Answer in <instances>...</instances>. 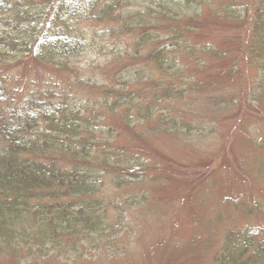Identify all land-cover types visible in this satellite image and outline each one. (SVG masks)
<instances>
[{"label": "trees", "instance_id": "obj_1", "mask_svg": "<svg viewBox=\"0 0 264 264\" xmlns=\"http://www.w3.org/2000/svg\"><path fill=\"white\" fill-rule=\"evenodd\" d=\"M206 18L241 29L232 63L244 57L256 88L240 101L260 111L264 0H0V259L72 264L87 250L113 255L108 208L98 200L104 180L125 189L147 179L150 165L120 144L111 117L133 132L154 119L165 132L188 131L178 114L157 108L199 91L194 69L228 57L195 42ZM97 48L103 53L89 60ZM14 69L25 75L23 90L11 86ZM252 143L264 157V136ZM212 264H264V225L229 231Z\"/></svg>", "mask_w": 264, "mask_h": 264}, {"label": "rangeland", "instance_id": "obj_2", "mask_svg": "<svg viewBox=\"0 0 264 264\" xmlns=\"http://www.w3.org/2000/svg\"><path fill=\"white\" fill-rule=\"evenodd\" d=\"M240 32L206 18L195 42L215 43L228 57L206 72L194 69L199 91L165 104L157 92L162 100L157 110L178 114L187 132H165L155 119L133 132L111 117V125L121 132L120 144L148 161V177L121 190L104 180L98 200L108 208L106 237L112 238L113 255L80 249L78 254L87 258L72 264H212L229 231L264 225V157L252 143L264 136V104L257 112L241 104L247 89L256 88V72L245 69L244 57L232 63ZM99 53L103 51L95 49L89 60L98 59ZM232 69L237 76H231ZM27 75L31 78L33 68ZM11 78L13 89L25 88V75L14 69ZM184 84L172 87L186 90ZM212 99L227 111L217 109ZM247 208L254 213H246ZM49 260L45 264H69ZM0 264L18 263L6 255Z\"/></svg>", "mask_w": 264, "mask_h": 264}]
</instances>
